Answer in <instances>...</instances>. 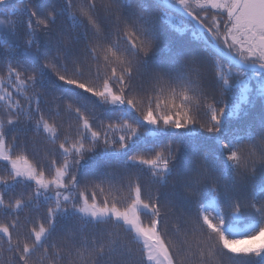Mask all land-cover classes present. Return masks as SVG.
Wrapping results in <instances>:
<instances>
[{
  "label": "snow or ice",
  "instance_id": "6c2138e0",
  "mask_svg": "<svg viewBox=\"0 0 264 264\" xmlns=\"http://www.w3.org/2000/svg\"><path fill=\"white\" fill-rule=\"evenodd\" d=\"M0 264H264V0H0Z\"/></svg>",
  "mask_w": 264,
  "mask_h": 264
},
{
  "label": "trees",
  "instance_id": "16d2710c",
  "mask_svg": "<svg viewBox=\"0 0 264 264\" xmlns=\"http://www.w3.org/2000/svg\"><path fill=\"white\" fill-rule=\"evenodd\" d=\"M170 39H176V37H170ZM259 109V104H257V110Z\"/></svg>",
  "mask_w": 264,
  "mask_h": 264
},
{
  "label": "rangeland",
  "instance_id": "374dc122",
  "mask_svg": "<svg viewBox=\"0 0 264 264\" xmlns=\"http://www.w3.org/2000/svg\"><path fill=\"white\" fill-rule=\"evenodd\" d=\"M258 111V110H257Z\"/></svg>",
  "mask_w": 264,
  "mask_h": 264
}]
</instances>
